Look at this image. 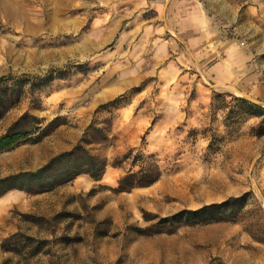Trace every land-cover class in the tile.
<instances>
[{"label":"rangeland","instance_id":"374dc122","mask_svg":"<svg viewBox=\"0 0 264 264\" xmlns=\"http://www.w3.org/2000/svg\"><path fill=\"white\" fill-rule=\"evenodd\" d=\"M233 1L248 67L219 83L153 64L116 35L112 1L0 0V77H18L0 82V132L24 114L43 127L0 153V178L69 151L89 121L85 147L109 161L100 179L1 196L0 264H264V112L240 100L264 108V0ZM215 202L229 205L185 212Z\"/></svg>","mask_w":264,"mask_h":264},{"label":"crops","instance_id":"0c3cea01","mask_svg":"<svg viewBox=\"0 0 264 264\" xmlns=\"http://www.w3.org/2000/svg\"><path fill=\"white\" fill-rule=\"evenodd\" d=\"M102 1L107 0H97V3ZM109 1L113 4L111 9L119 11L121 17L116 35H129L132 42L135 40L139 47L142 45L141 50L153 64L168 59L182 68L181 71L204 67V72L219 83L247 71L248 66L242 67L241 63H246L248 54L228 37L226 29L231 22L237 21L235 15L240 8L239 3L235 4L233 0ZM93 48L99 49V43H94ZM13 122L0 133L5 132ZM90 124L91 121L86 123L85 129ZM55 156L46 157L43 163L28 170L41 168ZM83 176L85 173L77 175L70 182L78 185V179Z\"/></svg>","mask_w":264,"mask_h":264},{"label":"trees","instance_id":"16d2710c","mask_svg":"<svg viewBox=\"0 0 264 264\" xmlns=\"http://www.w3.org/2000/svg\"><path fill=\"white\" fill-rule=\"evenodd\" d=\"M18 77L13 76H2L0 82L5 79H17ZM243 103L256 107L259 111L264 112V108L258 104H255L245 98L240 99ZM2 104V95L0 93V105ZM11 107L2 109L0 106V121L6 116ZM32 116L29 114L22 115L19 119L13 122L9 128L0 133V153L12 150L19 145L25 143H37L42 140L41 136L35 139V135L39 134L43 129L42 121H36L34 128L26 126L29 118ZM33 119V118H32ZM93 128L90 125L85 131V136ZM85 136L83 137L82 143L77 145L71 151H67L55 156L47 164L38 168L34 171L20 172L14 176H8L0 178V197L12 189H21L30 191L29 187L31 184L34 186L41 185L43 180H55L56 183L48 184L43 187V191H48L56 188L58 185L68 183L72 181L77 175L81 173L88 174L93 179H100L103 177L109 161L106 157H100L94 154L91 150L85 147ZM139 172H130L128 175L121 178L119 181L120 191H125L135 186V180H131ZM160 169L156 167V170L152 174L150 181H155L160 176ZM8 183V186L5 184ZM32 191V190H31ZM230 203V202H229ZM224 203H211L204 205L198 209L185 210L186 213L197 214L207 210H214L218 207L227 205ZM231 204V203H230ZM229 205V204H228Z\"/></svg>","mask_w":264,"mask_h":264}]
</instances>
